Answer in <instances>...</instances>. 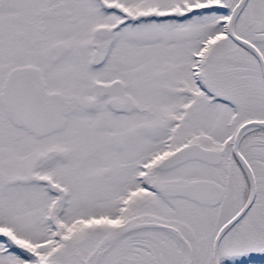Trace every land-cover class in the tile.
Masks as SVG:
<instances>
[{"label":"snow or ice","instance_id":"1","mask_svg":"<svg viewBox=\"0 0 264 264\" xmlns=\"http://www.w3.org/2000/svg\"><path fill=\"white\" fill-rule=\"evenodd\" d=\"M0 264H264V0H0Z\"/></svg>","mask_w":264,"mask_h":264}]
</instances>
